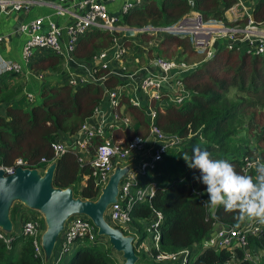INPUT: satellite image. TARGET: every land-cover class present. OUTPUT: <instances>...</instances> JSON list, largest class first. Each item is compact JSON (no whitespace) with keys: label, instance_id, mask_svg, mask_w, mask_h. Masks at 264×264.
<instances>
[{"label":"trees","instance_id":"1","mask_svg":"<svg viewBox=\"0 0 264 264\" xmlns=\"http://www.w3.org/2000/svg\"><path fill=\"white\" fill-rule=\"evenodd\" d=\"M236 2L149 0L123 14L118 23L124 28L142 31L138 34L141 41L148 42L153 39V34L144 30L146 28L172 26L193 12L204 19H221ZM251 18L257 25H264V0H255ZM243 23V19L237 21L240 26ZM118 35L91 29L77 40L72 56L77 61L86 62L97 52L107 49L113 37ZM125 42L128 46L129 42ZM169 47H174L171 54ZM156 49V56L193 65V69L179 79L188 93L183 102L155 109L153 126L166 135L175 136L179 144L170 148L154 169L138 177L139 184L153 182L157 190L148 202H133L129 210L130 226L135 231V237L140 239L138 243L144 241L143 244L148 247L138 262L150 261L151 264H156L153 258L158 252L175 254L209 238L214 226L235 227L243 223L237 219V213H228L223 207L213 209L205 206V186L194 179L199 172L188 167L183 158L185 154L191 157L193 149L198 147L208 151L212 159L226 160L238 172L253 177L254 169L244 171L243 158H250L260 151L257 158L264 162V55L251 57L235 49L225 51L217 48L207 59L192 48L187 36L170 33L161 35ZM59 61L57 57L48 56L32 61L30 70L37 72L46 63L44 70L48 67L53 70ZM96 75L106 76V71L99 70ZM118 81L106 76L101 82L103 88L95 83L75 88L67 85L42 88L41 104L31 108L19 107L15 103L10 105L20 89L0 88V102L9 105L5 109V117H0V166H9L14 160L21 159L29 168L44 167L39 160L52 159L50 144L60 140L59 134L71 136L76 133L99 106L104 91L116 88ZM122 104L133 128L126 130V137L120 131H112L110 139L120 145L129 140L144 139L148 135L144 111L131 105L124 96H121ZM257 115L263 116L262 124L254 121ZM98 144L97 140L92 141L88 148L90 155ZM250 144L255 147L249 149ZM77 157L73 150H68L54 160L52 185L58 189L70 188L74 198L93 201L98 191L89 176L88 166L79 165ZM152 210L163 219L157 248L147 239L142 223L149 219ZM28 212L31 211L14 204L9 211L12 226L19 229L20 223L29 217ZM31 216L39 215L31 212ZM6 238L7 244L0 239V264H42L41 258L34 254L30 239L20 233H12ZM72 245H75L72 256L59 264H115L121 260L119 254L109 253L105 240L90 243L84 239ZM247 245L251 250L264 249V242L251 236L247 237ZM193 256L188 264H250L243 260L242 252L237 248L231 251L194 250Z\"/></svg>","mask_w":264,"mask_h":264},{"label":"built area","instance_id":"2","mask_svg":"<svg viewBox=\"0 0 264 264\" xmlns=\"http://www.w3.org/2000/svg\"><path fill=\"white\" fill-rule=\"evenodd\" d=\"M55 1L57 5L39 0H0V18H14L29 7L45 6L54 8L52 11L55 15L67 12L60 5L69 0ZM147 1L149 0H126L121 8L120 16L133 8L143 6ZM76 7L82 13L80 15L71 14V22L64 27L63 31L67 37L65 45H61L59 42L62 29L56 27L47 17H34L29 20L16 22L17 28L15 31L19 36L24 37L20 51L22 64L27 66L36 56L44 52L63 60V64L69 63L74 59L72 50L77 40L87 31L96 29L107 32L110 35H120L113 37L110 46L97 52L90 60L86 62L78 61V67L74 71L66 73V85L70 88H75L80 85L95 83L103 88V83L101 82L106 76L126 80V78L130 79L135 75L138 69L132 71L131 75L126 74L125 76L109 71L107 64L110 61H118L124 65V67L122 66V71H124L127 65H130L131 62H136V58L132 57L129 52L133 51L130 48L134 47L136 49L138 45L130 40H125V38L136 36L142 31L131 29L132 36H125L124 33L128 29L121 26L116 18L108 15L104 0H82L76 2ZM224 14L230 20L243 19V25L226 27L224 23L227 20L223 18L206 20L199 13L193 12L190 16L172 26L159 29H144L153 34V39L148 41L147 45L152 46L154 42L159 43L163 33H170L187 36L192 48L196 52L207 56L211 55L210 50L213 47L225 49V51L235 49L238 53L251 57L264 55V25L259 26L253 22L251 13L248 12L242 2L237 0V3L226 10ZM8 39L9 33L0 32V46L6 45ZM125 41L129 42L128 46L125 45ZM156 47L157 45L154 48ZM147 57V63L141 69L142 76L138 81V89L144 96L145 103H141L142 98L140 100H132L126 97L131 105L142 108L144 111L148 125V135L144 139L129 140L123 145L113 143L110 139L109 134L112 131H120L126 137V130H132L133 128L131 119L124 112L125 106L123 104L120 105L121 96L124 95L121 94L120 87L113 88L109 91H104L103 99L99 106L94 109L92 116L83 122L79 130L71 135V139L65 141L56 140L50 144L52 159L47 161L42 158L39 163L44 164V167L42 169L34 168L42 172L58 156L68 150H73L78 156L77 162L79 165L88 166L89 176L92 178L94 186L99 193L114 168L122 167L125 164V166L130 168L134 167L132 171L130 170L127 173L128 175H125L119 181L115 203L109 205L105 212V218L108 223L117 228L127 226L126 224L130 222L129 210L133 202H148L157 190L156 184L153 182L139 184L138 177L154 169L156 163L163 158L170 148L173 149L179 144L175 136L166 135L153 126L155 109L168 104L180 105L188 94L179 79L192 66L177 62L175 59H165L158 56ZM99 70H105L106 76L97 77L96 73ZM21 72L19 64L0 58V76L8 73L17 75L21 74ZM25 98L27 102L32 101L30 95H26ZM93 140H97L99 144L95 146L93 153L91 152L90 155L88 148L91 147ZM259 153L260 151L253 154L250 158H243L244 171L250 169L249 164L258 159L257 155ZM16 168L30 169L21 159L14 160L9 166H0L4 176L12 175ZM162 220V216L152 210L149 219L143 221V225L146 228V237L152 241L154 248H157L159 227ZM20 225L19 233L31 240L34 254L41 258L42 261L40 236L43 230V223L41 216H29ZM214 228L213 234L205 241L203 239L199 243L192 245L189 250L182 249L175 254L158 252L153 258L154 262L156 264H188L195 257H191L194 250L201 252L209 248L214 251L221 249L231 251L237 248L241 250L243 260L250 264H264V249L261 247L259 250H251L247 245L248 236L264 242V224L245 221L235 227L217 225ZM60 235L53 264H59L69 247L78 240L86 239L90 243L95 240L101 243L104 240V238L97 236L94 226L83 216L70 217L64 224ZM6 237L0 231V239L7 244L8 238ZM143 242L140 247L145 252L148 247Z\"/></svg>","mask_w":264,"mask_h":264},{"label":"water","instance_id":"3","mask_svg":"<svg viewBox=\"0 0 264 264\" xmlns=\"http://www.w3.org/2000/svg\"><path fill=\"white\" fill-rule=\"evenodd\" d=\"M14 28H17L16 24ZM124 35L132 36L131 29L125 31ZM210 52L212 55L214 49ZM54 169L55 162L50 163L42 172L34 168H16L12 175L4 176L0 170V231L5 235L11 232L9 211L14 204L38 213L44 224L40 248L43 261L48 262L66 221L72 216H83L94 226L98 237L107 239L111 249L120 255L123 264H136L132 238L123 236L119 229L112 228L104 219L107 207L115 203L118 183L128 172L129 166L114 168L93 201L74 198L70 188L53 187Z\"/></svg>","mask_w":264,"mask_h":264},{"label":"crops","instance_id":"4","mask_svg":"<svg viewBox=\"0 0 264 264\" xmlns=\"http://www.w3.org/2000/svg\"><path fill=\"white\" fill-rule=\"evenodd\" d=\"M39 1H43L46 3H50V4L53 3L57 5L55 0H39ZM69 1L60 5L65 11H67V12H63L64 14L55 15L52 11V9L54 8L41 6V7H29L22 14H19L15 16L14 18H0V31L9 33L8 43L6 45L0 46V58H3L4 60H9L16 64H19L22 70L21 74L14 75L13 73H8V74H4L0 76V88L1 89L4 87H8V89H11L12 87L21 89L20 93L15 97L14 99L15 101H13L10 105H13L15 103L19 107H26V104L30 103L26 101V98H25L26 95H30L33 101L32 93H35L37 91V94H38L40 93V90L42 88H44L45 86H52L53 84V83L44 84L45 75L50 74L52 72V68L50 67L44 70V67H46L47 63L42 64L43 67H41L40 70H38L37 72H32L30 70V64H28L27 66H24L22 64L21 59H20V51H21V46L23 44L22 36H19V34L15 31L16 28H14V25L16 24L17 21L20 22L21 20H29L34 17H47L51 22L55 24L56 27H59L60 29H62L60 33V37H59V42L61 43V45L62 44L65 45L67 37L63 31L64 27L71 22L72 20L71 14L80 15L82 13V11L76 7V2H79L82 0H69ZM125 2L126 0H113V1L104 0V4L106 5L108 15L119 20L121 18L120 16L121 8L125 4ZM130 39L131 38H125V40H130ZM156 45H158V42H154L152 46H150L149 48L150 49L154 48ZM130 49H133V51L129 52L130 54H132V57L138 54L137 48L134 49V47H132ZM141 53L147 57V55L144 54L143 51H141ZM48 56L49 55L37 56L33 60V62H36ZM75 60L72 59L69 63L62 64V70H63L64 76L66 75V73L72 72L75 70V68L78 67L77 66L78 61H75ZM107 65H108L109 71L113 73H119L125 76L126 74L131 75L132 71H135L138 69L135 75H133L130 79L126 78V80H129L135 83L133 85V88L130 89L132 85H130L129 83L123 84L122 87L120 86V92L128 93L129 94L128 98L132 100H140L142 98L141 103L144 104L145 103L143 99L144 96L138 89V81L142 76L141 69L145 66V63L141 62L140 64H138L141 66L136 67L135 62H131L130 65L126 66L124 71H122V66L124 67V65L122 63H119L118 61H110ZM75 74H79V73H75ZM120 81H123V80H120ZM7 106L9 105H5V103L0 102V117H5V109ZM59 139L61 141H65L67 139H71V136L62 135L61 137H59ZM79 184L82 185L83 180ZM20 206L22 207V205ZM19 231H20V228L18 229L12 226L11 232L7 234L6 236H10L12 233L18 234ZM131 238H132V247H133L135 256L137 257L138 255L139 256L142 255L144 251H143V248L140 247V244L138 243L140 239H138L135 236ZM56 249L57 248L55 245V249L53 250L54 255H55ZM53 260H54V256H50L49 261L48 262L42 261V264H53ZM137 260H138V257H137ZM121 262H122V259L115 264H121ZM136 264H140V263L136 262Z\"/></svg>","mask_w":264,"mask_h":264},{"label":"clouds","instance_id":"5","mask_svg":"<svg viewBox=\"0 0 264 264\" xmlns=\"http://www.w3.org/2000/svg\"><path fill=\"white\" fill-rule=\"evenodd\" d=\"M223 19L228 21L224 23L226 27L240 26L237 24L238 20H230L225 14H223ZM212 49H214V54L217 48L213 47ZM212 55L209 57L211 58ZM183 158L190 169L199 172V176H194V179L205 186L207 193L206 207L213 209L223 207L228 213H237V219L240 222L248 221L264 224V162L257 159L249 164V168L255 170V177H253L238 172L233 164L226 160L212 159L208 151L201 150L198 147L193 149L191 157L185 154ZM104 219L110 225L106 218ZM111 227L118 229L117 227ZM51 256L55 257L53 253ZM60 261H62V258Z\"/></svg>","mask_w":264,"mask_h":264},{"label":"rangeland","instance_id":"6","mask_svg":"<svg viewBox=\"0 0 264 264\" xmlns=\"http://www.w3.org/2000/svg\"><path fill=\"white\" fill-rule=\"evenodd\" d=\"M240 2H242V4L248 9V12L249 13H251L252 12V9H253V7H254V4H255V0H240ZM1 32V31H0ZM24 40V37H22V41ZM130 41L131 42H134V43H136L137 45H138V47H137V50H138V54L137 55H135L134 57L136 58V62H135V64H136V67H139V66H141V65H138V64H140L141 62H144L145 64L147 63V60H148V57H146L145 55H143L142 53H141V51H143L144 52V54H146L147 56H148V53L150 52V50H151V56L153 57V56H156L157 55V49L156 48H149L150 46H148L147 45V41H141V35H136V36H133V37H131V39H130ZM172 47V46H171ZM140 49H142V50H140ZM169 49H170V54L172 53V51H173V49H174V47L173 48H170L169 47ZM41 55H49L50 57H53L51 54H49V53H47V52H44L43 54H41ZM38 56H40V55H38ZM204 56V58H207V59H209L210 57L209 56H207L206 54H204L203 55ZM37 57V56H36ZM35 57V58H36ZM34 58V59H35ZM33 59V60H34ZM59 59V58H58ZM60 61L56 64V66H55V68L52 70V72L50 73V74H46L45 75V77H44V84H49V83H53L52 84V86L51 87H55V86H63V85H66V78H65V76H64V73H63V70H62V62H63V60H61V59H59ZM193 66V65H192ZM193 69V67H191V68H189V70L186 72V73H191V72H189V71H191ZM127 83H129L130 85H132V87H130V89L131 88H133V85L135 84L134 82H132V81H129V80H123V81H118L117 82V87L116 88H118V87H120V86H122L123 84H127ZM50 86H45L44 88H49ZM17 89H20V88H16V90ZM21 90V89H20ZM41 91V90H40ZM121 94H123L125 97H129V94L128 93H121ZM32 95H33V101L32 102H30V103H27L26 104V107L25 108H31V107H37V106H39L40 104H41V102H42V96H41V94L40 93H38L37 94V91L35 92V93H32ZM144 99V98H143ZM144 102H145V99H144ZM254 121H256L257 123H260V124H262L263 122V116H259V115H257L256 117H254ZM145 123H146V120L144 121ZM254 130H256V129H254ZM249 149H253L255 146L253 145V144H250L249 145ZM264 148V147H263ZM262 149V148H261ZM262 152H264V150L262 149ZM124 166H122V167H120V168H123ZM43 167H40L39 169H42ZM134 168V167H133ZM133 168H130L129 167V170L128 171H132V169ZM126 175H128L127 173H126ZM140 177V176H139ZM28 210V209H27ZM28 211H30V210H28ZM31 212H33V211H31ZM31 212H28V216H31ZM104 218H105V215H104ZM131 221V220H130ZM143 223V222H142ZM21 224V223H20ZM18 225H19V223H18ZM127 226H124V227H121V228H118L120 231H121V233L123 234V236H130V237H133V236H135V231H134V229L130 226V222L128 223V224H126ZM18 227V226H17ZM43 227H44V224H43ZM60 237H61V235H59V237H58V240H57V242L55 243V245H56V248H57V244L59 243V240H60ZM101 238H104V237H101ZM106 238H104V240H105ZM207 239V238H206ZM205 239V240H206ZM107 240V239H106ZM105 240V241H106ZM204 240V241H205ZM54 245V246H55ZM106 247H107V249H108V251H109V253L110 254H115L114 253V251L111 249V246L106 242ZM74 245H71L70 247H69V249L67 250V252L63 255V257H62V261L65 263V261L67 260V259H69L71 256H72V254H73V251H74ZM117 254V253H116ZM115 254V255H116ZM138 257V259L140 258V256L138 255L137 256ZM123 263V261L121 262V264ZM137 263H139L138 262V260H137ZM140 264H151V262L150 261H146V262H142V263H140Z\"/></svg>","mask_w":264,"mask_h":264}]
</instances>
